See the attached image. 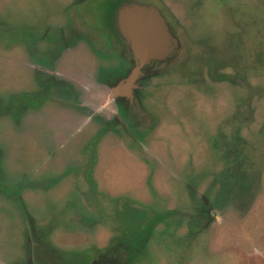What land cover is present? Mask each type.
<instances>
[{"label": "rangeland", "instance_id": "rangeland-1", "mask_svg": "<svg viewBox=\"0 0 264 264\" xmlns=\"http://www.w3.org/2000/svg\"><path fill=\"white\" fill-rule=\"evenodd\" d=\"M129 2L179 24L129 113L84 47L31 99V35L63 16L115 65ZM0 264H264V0H0Z\"/></svg>", "mask_w": 264, "mask_h": 264}, {"label": "flooded vegetation", "instance_id": "flooded-vegetation-1", "mask_svg": "<svg viewBox=\"0 0 264 264\" xmlns=\"http://www.w3.org/2000/svg\"><path fill=\"white\" fill-rule=\"evenodd\" d=\"M163 9L165 11L166 16L169 17L171 20V17H173L171 12H168L165 8ZM61 15H63V12ZM162 15L165 17L167 25L173 35L174 28L172 21L168 22L169 18H167L163 13ZM67 21H70V19H68ZM67 21L63 20V16H61L60 18L58 17L55 24L50 26L48 25L40 29V32L38 33L37 37H32L31 35L32 39H30L28 50L30 68L33 70L34 79L36 80L34 82V80L32 79L33 88H35L36 90L31 91V99L44 100L49 90H56V86H58L57 84L59 83V81L56 80L54 76L59 74L62 75L64 74V71L58 73L55 72L54 69L55 67L58 69L61 68L63 70L66 68V66L63 65V60L67 50L78 51L79 48L84 47L86 48V50H88L89 53H91V56H93L97 60V62L103 63L104 65H106V67L107 65L110 66L104 70V73L102 74V79L99 83L104 86L112 85L113 82L120 81L121 79H123L124 75L127 76L135 65V61L133 60L127 43L122 38L117 29L116 22L114 24L113 31L115 32L116 36L115 34H110L107 29H102V31H106V33H103V37L107 41L106 43L108 44L109 50L111 51L112 55H114L116 58L114 65L112 62H109V60L112 58H107L103 54L101 56H98L97 51L92 50V36H87V34L85 33L80 34L76 29H74V27H71V25H68L67 28ZM31 29L35 28L33 27ZM82 43L85 46H81ZM121 43L123 44V46ZM172 58L162 62L152 61L148 65H145L140 69L141 75L139 76L138 80L156 74L159 69L155 70L153 69V67L157 65L166 64L170 62ZM75 60V58H72L70 62L74 63L76 62ZM113 65L116 67V69L113 68ZM39 76H41L42 79L45 78L44 81L42 79H39ZM132 96L133 97L131 99L123 97L122 99H120L119 102V105H122L124 102L128 104L127 113L130 112V107H132L133 103L137 101L136 96L134 94ZM42 245L44 246L39 247L42 251V256L47 257L48 253H51L52 251L50 252V247H47L45 243ZM126 246H128L127 243L123 244L120 242L116 244L113 247L112 252L110 253L109 259L117 258L118 260L121 256L123 257V250L124 248H126ZM126 258L128 259V256Z\"/></svg>", "mask_w": 264, "mask_h": 264}, {"label": "water", "instance_id": "water-1", "mask_svg": "<svg viewBox=\"0 0 264 264\" xmlns=\"http://www.w3.org/2000/svg\"><path fill=\"white\" fill-rule=\"evenodd\" d=\"M116 25L135 61L130 73L110 94V98L124 96L131 99L140 69L152 61H165L175 56L178 39L172 35L161 11L149 4L129 2L119 7Z\"/></svg>", "mask_w": 264, "mask_h": 264}, {"label": "trees", "instance_id": "trees-1", "mask_svg": "<svg viewBox=\"0 0 264 264\" xmlns=\"http://www.w3.org/2000/svg\"><path fill=\"white\" fill-rule=\"evenodd\" d=\"M171 21H172V23H173V28H175L176 26H178L179 24H178V22L174 19V17H171ZM129 206H127V208H128ZM142 213V216L144 215L143 214V212H141ZM124 214H126V212L124 213ZM132 217V216H131ZM126 220V219H125ZM122 236H123V238H122ZM122 236H121V238L119 239V240H125V238L128 236V235H126V233L123 231L122 232ZM131 237L133 236V237H139V235L138 234H136V235H130ZM146 236V235H145ZM132 237V238H133ZM147 238V237H146ZM135 240V239H134ZM146 240V239H145ZM129 241V240H128ZM125 242V241H124ZM123 243V242H122ZM123 244H125V243H123ZM131 243H130V241L128 242V245H130ZM130 256H132V254H130Z\"/></svg>", "mask_w": 264, "mask_h": 264}]
</instances>
